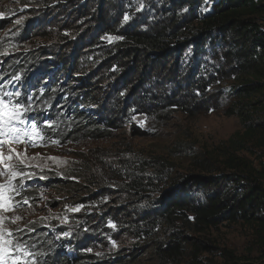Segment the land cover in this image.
<instances>
[{"label":"trees","instance_id":"1","mask_svg":"<svg viewBox=\"0 0 264 264\" xmlns=\"http://www.w3.org/2000/svg\"><path fill=\"white\" fill-rule=\"evenodd\" d=\"M42 5L38 14L36 6L29 8L16 32L23 47L27 41L38 45L6 56L0 72L22 76L30 104L53 110L33 119L41 140L59 137L45 128L57 120L74 141L112 138L142 116L169 119L175 113L223 110L240 125L207 161L193 158L202 174L173 175V166L158 158L142 165L146 172L126 179L129 193L144 201L160 191L156 205L149 202L134 218L103 210L98 226L123 219L138 234L156 238L159 264H180L189 246L194 261L213 249L188 240V231L203 234L225 223L240 224L252 232L260 254L242 264H264V0H43ZM91 174L89 166L77 165L67 179L34 178L17 195V201H28L15 213H29V220H21L23 242L33 252L29 261L89 263L82 251L95 238L85 233L56 242L60 228L47 227L50 218H34V206L64 203L39 200V189L90 205L98 194L70 179L91 182ZM224 256L225 264H241L231 252Z\"/></svg>","mask_w":264,"mask_h":264},{"label":"rangeland","instance_id":"2","mask_svg":"<svg viewBox=\"0 0 264 264\" xmlns=\"http://www.w3.org/2000/svg\"><path fill=\"white\" fill-rule=\"evenodd\" d=\"M42 3L43 0H0V28L4 25L0 29V72L5 66L6 56L25 50L23 48L38 45L34 41L30 43L27 41L23 47L17 39L16 32L28 18L29 8L36 6L33 13L38 14L44 7ZM149 4L151 2H148ZM141 9L143 6H140L139 10ZM11 73L0 74V99L9 107L20 105L21 118L25 121L24 124L17 123L16 126L24 129L28 134L24 137L26 143L12 145L21 153H24L26 149L25 163L19 165L15 158L11 161L12 164H17L19 170L25 174L21 190L34 178L44 181L47 175H52L67 179L71 168L85 164L91 169V182L74 178L70 180L77 181L80 185L89 188V191L92 190L98 194L90 205L83 207L74 199L64 200L65 197L60 196L56 190L39 189L37 197L39 200L55 198L57 202L62 200L64 203L62 206L59 205L60 207L57 203L53 206L36 203L34 218L43 220L50 218L53 224L47 227L60 228L61 235L56 236L55 240L61 244L71 241L75 236L83 237L85 233L92 235L95 240L82 251L86 254L88 264H119V258H123L128 262L127 264H159V257L154 252L156 238H148L141 232L138 234L132 225L129 222H123V219L120 222H103L98 226L99 219L104 217L101 212L114 209L117 214L134 218L148 208L149 202H151L150 206H155L160 197V191L155 195L149 194L143 201L141 197L129 193L126 181L128 176L134 175L138 170L146 172L147 168L142 165H153L152 158L170 163L173 166V175L202 174L197 164L192 163L193 158L198 156L204 162L207 158H211L217 146L227 141L240 128L238 119L225 116L223 110L195 116L175 113L169 119L160 115L147 118L142 116L136 119L134 127L129 125L115 132L112 138L95 141H74L67 136L66 132L60 130V121L57 120L46 125L45 128H50L59 137L55 139L43 137L41 140V135L36 130L38 125L33 119L40 112L49 116L53 114V110L37 109L34 103L30 104L32 100L27 98V93L24 91V78L12 77ZM31 129L35 130L34 135L30 133ZM33 143L35 146H32ZM8 147V145L4 146L5 154ZM138 164L141 168L137 166ZM2 167L0 165V168ZM115 178L125 180L123 183H112ZM6 179L0 176V184L5 183ZM96 180L107 184L104 187H97ZM14 183L19 186L21 180L18 178ZM157 188L159 190L163 187ZM13 195L16 200L18 196ZM6 215L9 217L20 215L23 217L22 220L26 217L29 220V213L23 209L17 213H6ZM71 216L73 222L69 220ZM4 226L13 231L18 227L23 231L26 229L21 220L15 224L11 223V220H6ZM23 234L27 233L14 231L15 238L21 241L26 250L32 254L29 246L23 242ZM186 235L188 240L192 238L202 240L211 244L213 249L210 252H203L198 261H194L193 248L189 246L180 264H225L227 260L224 254L227 252H231L237 259L242 260L239 261L241 264L249 257L253 259L260 256L252 242V232L248 227L240 224L225 223L203 234L188 231ZM15 255L21 256V264H34L28 260L32 255L24 256L22 252H17Z\"/></svg>","mask_w":264,"mask_h":264},{"label":"snow or ice","instance_id":"3","mask_svg":"<svg viewBox=\"0 0 264 264\" xmlns=\"http://www.w3.org/2000/svg\"><path fill=\"white\" fill-rule=\"evenodd\" d=\"M127 19V18H126ZM20 105L9 107L0 99V176L6 177L5 183L0 184V264H21V256L15 255L17 252H22L24 256L32 255L28 252L23 243L17 240L14 236V231L22 232L23 229L16 228L14 231L4 226L6 220H11L15 224L23 219L20 215L9 217L6 213H15L18 207L27 204V199L21 201L15 200V195H19L23 187L22 180L25 176L23 171H20L17 164H12L11 161L15 158L19 165L25 163L26 149L24 153L18 152L13 144L26 143L24 137L28 134L24 129L17 127L16 124H24L25 121L21 118ZM58 143V141H54ZM8 145L7 154L3 151L4 146ZM32 146H35L33 143ZM21 180L19 186L14 183L17 179ZM79 210V209H73ZM115 227V225H112Z\"/></svg>","mask_w":264,"mask_h":264}]
</instances>
